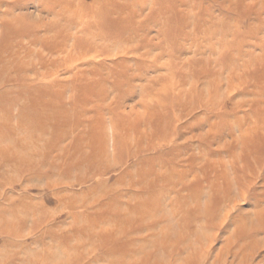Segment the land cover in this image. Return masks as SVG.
Here are the masks:
<instances>
[{
  "label": "rangeland",
  "instance_id": "374dc122",
  "mask_svg": "<svg viewBox=\"0 0 264 264\" xmlns=\"http://www.w3.org/2000/svg\"><path fill=\"white\" fill-rule=\"evenodd\" d=\"M0 264H264V0H0Z\"/></svg>",
  "mask_w": 264,
  "mask_h": 264
},
{
  "label": "bare ground",
  "instance_id": "6f19581e",
  "mask_svg": "<svg viewBox=\"0 0 264 264\" xmlns=\"http://www.w3.org/2000/svg\"><path fill=\"white\" fill-rule=\"evenodd\" d=\"M19 145H20V144L18 143V146H19ZM16 146H17V145H16ZM18 146H17V147H18ZM13 151H14V150H13ZM13 151H9V152H8L9 155H10L11 157H12V156L14 157L13 153H11V152H13ZM11 157H9V158H11ZM17 160H18V161H22V158H20V157L18 156V157H17ZM140 171H141V172H140L141 174H147V173L154 172V169L151 168V169H149V170H147V171L141 169Z\"/></svg>",
  "mask_w": 264,
  "mask_h": 264
}]
</instances>
